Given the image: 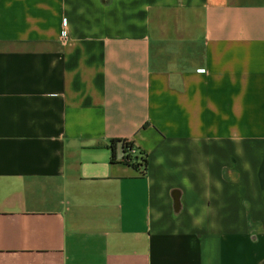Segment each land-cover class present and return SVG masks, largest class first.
<instances>
[{
    "label": "crops",
    "instance_id": "1",
    "mask_svg": "<svg viewBox=\"0 0 264 264\" xmlns=\"http://www.w3.org/2000/svg\"><path fill=\"white\" fill-rule=\"evenodd\" d=\"M0 264H264V0H0Z\"/></svg>",
    "mask_w": 264,
    "mask_h": 264
},
{
    "label": "built area",
    "instance_id": "2",
    "mask_svg": "<svg viewBox=\"0 0 264 264\" xmlns=\"http://www.w3.org/2000/svg\"><path fill=\"white\" fill-rule=\"evenodd\" d=\"M132 154L131 151H128L126 157H125V162L132 164V159L130 158V155ZM137 169L139 170L140 173L144 174L145 173V168H144V163L142 162V159H140L139 163L137 164Z\"/></svg>",
    "mask_w": 264,
    "mask_h": 264
},
{
    "label": "trees",
    "instance_id": "3",
    "mask_svg": "<svg viewBox=\"0 0 264 264\" xmlns=\"http://www.w3.org/2000/svg\"><path fill=\"white\" fill-rule=\"evenodd\" d=\"M117 141H112L111 142V145H112V148H113V144H115ZM144 162H145V159H144Z\"/></svg>",
    "mask_w": 264,
    "mask_h": 264
}]
</instances>
